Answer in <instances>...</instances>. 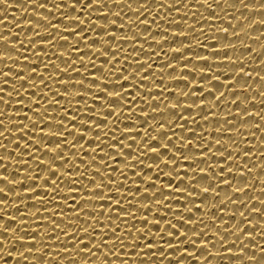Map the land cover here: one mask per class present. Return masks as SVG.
Instances as JSON below:
<instances>
[{
    "label": "snow or ice",
    "instance_id": "1",
    "mask_svg": "<svg viewBox=\"0 0 264 264\" xmlns=\"http://www.w3.org/2000/svg\"><path fill=\"white\" fill-rule=\"evenodd\" d=\"M13 2L19 0H0V9L7 12ZM29 4L43 12H26L34 19L16 20L8 35H0V44L16 53L0 52V61H12L0 65V181L7 185L0 194L13 199H0V232L12 237H0V264H184L183 257L205 264L228 256L264 264V258L245 255L246 241H256L255 250L264 253V181L258 178L264 176V135H258L264 107L250 108L264 105V58L253 62L254 50L241 41L251 57L245 61L237 43L229 42L264 19L230 35L229 27L214 23L235 28L227 14L196 18L197 5L215 12L212 0ZM114 5L133 15L125 18ZM239 5L264 11L261 0ZM181 59L177 68L173 61ZM174 74L191 81L165 84L164 76ZM180 85V92L169 91ZM250 137L261 142L255 161L253 147L246 146ZM161 179L167 187L157 186ZM12 209L16 214L8 215ZM10 244L20 250H8ZM199 249L207 253L198 255Z\"/></svg>",
    "mask_w": 264,
    "mask_h": 264
},
{
    "label": "bare ground",
    "instance_id": "2",
    "mask_svg": "<svg viewBox=\"0 0 264 264\" xmlns=\"http://www.w3.org/2000/svg\"><path fill=\"white\" fill-rule=\"evenodd\" d=\"M141 2H142V0H141ZM192 3L195 4V0H192ZM212 3L215 7V12H211L210 10L206 9V7L203 5H197L196 7L199 8V11L196 13V18H198L201 13L205 17H207L208 15H215L216 13H219V15L221 17H223L224 15L227 14L229 19L232 20L233 24H235V28L230 27L223 20H217L214 23L216 26H219V24H224L225 27H229V29H230L229 34L230 35H231V31H239V29L244 27L245 25L252 24L253 20H255V19H264V11H260V10L249 11L248 8L239 5V0H229V3L235 4V5H237V7H227L223 3V0H221L220 4H216L215 0H212ZM246 3L248 5H256V0H246ZM261 3H264V0H261ZM26 4H28V7H25ZM153 4H155V0H153ZM133 6L135 7L136 5L134 4ZM113 8L116 10H120L122 8L123 9L122 15L125 16V18L133 15V13L124 5H121V6H115L114 5ZM33 10L43 12L42 9H35V6H33V8H31V6L29 4V0H19V3H16V2L11 3L8 7L7 12H4L3 9H0V16H3L4 20H5V24H0V31H3V32H0V35H8L9 33L6 30H11V28L13 27L12 25H14L16 23V20H21L23 22V19H34V17H29L27 15V13L34 14V13H32ZM182 11H183V9H182ZM46 14L52 15V13H46ZM161 14H163V13H161ZM173 15H178V14L174 13ZM14 17L16 18L15 20L13 19ZM146 17H147V14H145V17H142V19L146 18ZM240 17H247V19L239 20L238 18H240ZM176 18L179 19V17H176ZM186 18L188 19L189 24L192 23L193 17L191 16V14H189V16ZM0 19H2V18H0ZM150 19H151V17H150ZM209 19H212V18L209 17ZM28 22H30V21H28ZM97 23H101V22L97 21ZM181 23L183 25V22H181ZM204 23H208V22H204ZM165 26H167V25H165ZM197 27H199V25H197ZM205 28L207 29V25H205ZM151 30L156 31L157 30L156 25H151ZM15 31L18 32L19 29H15ZM137 31L138 32L142 31V29H137ZM261 32H264V25L253 24V26L251 28H248L245 31V33H243L240 37H232L231 38V40L229 42L237 43V47H238L236 49L237 53L245 55L244 57H241V59H244L245 61H247L248 59L251 58V57L247 56L249 54V51H248V49L243 48L244 45L240 44L241 41L244 44H248V46L252 47V49L254 50V52L251 53L253 55V62L258 63L261 58H264V51L259 52L261 50V46H264V36H261ZM209 34L213 35L212 33H209ZM119 35L120 34L117 33L118 37H119ZM250 36H254V37H260L261 36V37H260L259 41H254V40L249 39ZM13 39H15V37H13ZM159 39L160 38L157 37V40H159ZM201 39H203V37H201ZM192 43L195 44L196 41L193 40ZM221 43H223V42H221ZM144 47L148 48L147 44H145ZM173 47L178 48L179 45H173ZM148 50L152 51V49H148ZM166 50L169 51V55L172 54L170 49L166 48ZM207 51H210V50H206L204 55H207ZM0 52H6L8 55H15L16 54L15 50L8 48L6 44H0ZM133 55H135V53ZM161 55H162V53H161ZM87 59L88 58L85 57L86 61H87ZM165 59H167V57H165ZM209 59H211V57H209ZM4 63H12V61H0V65H3ZM56 63H59V61H56ZM96 63H97V66H100L99 60H97ZM182 63H183V59H181L180 61H173V64H175L177 66V68H179L180 64H182ZM105 67H107V66H105ZM189 67H191V65H189ZM262 67H264V64H262ZM248 70H250V69H248ZM81 71L83 72L84 69H81ZM261 74L264 75V73H261ZM198 75H199V73H197V76ZM255 75H256V73H253V76H255ZM175 79H186V80L191 81V77L185 78V77L179 76L178 74H174V76H168V75L164 76L165 84H174ZM257 82L258 81H256V80H249V83L253 84L252 86L254 88L258 89L259 85H256ZM192 83L195 84V81H192ZM182 88H183V85H180L179 87H171V88H169V91L180 92ZM205 88L207 89V85H205ZM250 91H251V89H250ZM252 94L256 95L257 99H260V97L258 96V93H252ZM245 95H247V94H245ZM101 102L103 103V101H101ZM209 103H210V101H209ZM162 107H163V105H162ZM260 107H264V105H256V104L250 105V108H252L253 111H256V110L258 111ZM149 111H151V110L149 109ZM226 111H227V109H225V112ZM29 115H31V113H29ZM238 119L239 118H237V120ZM249 119L253 120L255 118H249ZM152 123H155V122L153 121ZM189 124L191 125V119H189ZM262 124H264V121H262ZM249 126L250 125H245L244 127L247 128ZM120 127L123 128V124H121ZM211 127L212 126L205 125L206 130H211ZM196 130H197V132H199V129H196ZM235 134H236L235 129H233V135H235ZM88 135H89V138H91V134H88ZM153 135H156V134L153 133ZM258 135H264V131H262ZM237 138L239 139V137H237ZM249 139L252 141V144H249L246 146L253 147V150H254L253 161H255V159H256L255 157L259 156V152L256 151V149L261 144V142L259 139L254 140L251 137ZM193 143H195V141H193ZM242 146H244V145H242ZM262 150H264V149H262ZM217 155H219V154H217ZM85 160H87V157H85ZM253 161H249L250 167L252 166ZM148 163H150V162L145 161V165H147ZM80 167L83 168L84 166L80 165ZM119 167L124 168V165L121 164V165H119ZM201 167H203V166H201ZM154 171L152 173L153 176H154ZM253 171L256 172L257 169H253ZM3 174L10 175V178H13V179L17 178V174H15V173L10 174L6 170L3 171ZM128 174H129V180L131 181V179L133 178L131 170H129ZM113 175L118 177V173H113ZM258 178L260 180L264 181V176L258 177ZM136 179L138 180L139 177H137ZM145 179H147V177H145ZM249 180H251V177H249ZM156 183H157L158 187L161 185H163L164 187H167V185L164 182V179L158 180V181H156ZM0 187H7L6 182L0 181ZM133 187H134V185H133ZM140 187H141V189H143L144 185L141 184ZM253 187H259V184H254ZM65 191H67V189H65ZM257 191H259V189H257ZM221 195H223V193H221ZM252 195H253V193L251 191H249L248 196L251 197ZM0 199L8 200L9 204H11L13 202L12 198L6 197L2 194H0ZM93 199H95V198H93ZM180 199L183 201V197H180ZM253 206L258 207L259 205L254 204ZM173 207H176L175 204H173ZM20 210L23 211L24 209H20ZM105 211H107V209H105ZM155 211H156V207L153 205V212H155ZM193 211H194V209H193ZM16 212H17L16 209H12L10 212H8V215L16 214ZM227 214L228 213H225V215H227ZM197 218H199V214H197ZM259 218L260 217H251V216L249 217V219H259ZM0 219H3V218L0 217ZM149 219H151V216L149 217ZM205 219H208V217H205ZM238 219H239V217H238ZM253 223H255V221H253ZM7 225L8 226H14V222L8 221ZM259 230L260 229L254 230L252 228L246 229V231H249V232L259 231ZM0 237H3L5 240H7L9 242L12 240V237L8 236L6 233H3V232H0ZM209 239H211V237H209ZM257 240L260 241V240H262V238L257 237ZM262 242H264V241H262ZM246 243L249 244V248L245 249V255L256 256L257 261L264 258V253H260L259 251L255 250L256 241H246ZM209 246H210V248L213 249V251L216 250L215 247H213L211 244ZM0 247H2V246H0ZM230 247H233V251H236L235 246L230 245ZM188 248H189V251L192 250L191 246H188ZM8 250H12V251L20 250V245L19 244H16V245L10 244ZM220 251L223 252V251H225V249L221 248ZM206 253H207V249L197 250L198 255H202V254H206ZM171 254L175 255V251H172ZM26 255L29 256V259H31L30 254H26ZM98 255H99V253H98ZM129 255H132V254L130 253ZM8 259L11 261V258H8ZM96 259H97L96 256L92 257V260H96ZM182 259L185 261L184 264H196V261L191 260V258H189V257H183ZM213 259H214L213 257H209V260L205 261V264H211ZM235 259H236V257H232V256H228V257H224V258L217 257V258H215L216 261H213V264H224L225 260L232 261L233 264H240V261H235ZM23 264H27V261L23 262ZM65 264H66V262H65ZM97 264H99V261H97ZM128 264H138V262L129 259ZM145 264H150V262L146 261ZM156 264H159V259L156 260ZM166 264H175V262L174 261H167ZM245 264H256V262H247L246 261Z\"/></svg>",
    "mask_w": 264,
    "mask_h": 264
}]
</instances>
